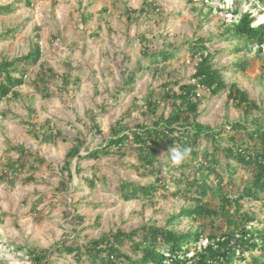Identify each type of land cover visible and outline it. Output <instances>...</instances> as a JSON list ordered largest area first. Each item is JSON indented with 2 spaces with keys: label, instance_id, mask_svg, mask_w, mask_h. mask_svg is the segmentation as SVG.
<instances>
[{
  "label": "rangeland",
  "instance_id": "rangeland-1",
  "mask_svg": "<svg viewBox=\"0 0 264 264\" xmlns=\"http://www.w3.org/2000/svg\"><path fill=\"white\" fill-rule=\"evenodd\" d=\"M0 5L13 6L11 12H0V60L26 55L39 43L40 62L59 74L46 71L44 81L38 80L40 64L33 66L18 88L21 96L0 104V176L9 159L19 156L12 145L31 152L18 175L9 171L0 177V264H34L27 255L30 247H53L50 264H89L86 256L58 251L57 246H85L105 233L128 232L144 224L195 229L199 221L188 217L169 223L171 216L195 204L190 195L164 197L159 189L153 200L125 199L121 186L126 182L148 186L155 181L137 167L134 153L122 156L115 151L99 158L88 153L104 148L112 125L122 118L133 128L138 123L151 126L155 118L169 114L164 85L178 83L173 87L179 90L181 84L195 82L190 46L199 37L211 39L208 45L226 82L237 83L264 109V50L258 52L252 41L218 37L245 12L256 16L255 25L263 23L264 0H0ZM168 50L174 53L172 61H153ZM242 61L245 69L236 65ZM64 73L69 75L67 83H62ZM134 73L135 80L128 82ZM198 91L202 103L197 120L204 125L218 129L244 118L229 102L227 89L217 95ZM148 95L159 106L146 115ZM210 144L204 138L201 149ZM73 147L80 148L81 158L72 160L69 175L61 167ZM170 147L157 150L165 175L174 166ZM30 174L35 179L25 182ZM237 176L246 180L249 173L240 168ZM85 178H93L95 186ZM241 203L242 210L233 206L228 216L239 220L241 212H248L259 221L251 228L264 232V203ZM216 224L226 228V217L217 218ZM123 249L130 251V242ZM246 257L243 261L232 255L230 263L264 264L263 249Z\"/></svg>",
  "mask_w": 264,
  "mask_h": 264
},
{
  "label": "trees",
  "instance_id": "trees-1",
  "mask_svg": "<svg viewBox=\"0 0 264 264\" xmlns=\"http://www.w3.org/2000/svg\"><path fill=\"white\" fill-rule=\"evenodd\" d=\"M26 1L31 3L32 0ZM141 10L145 11V8ZM11 11L13 6L0 5L1 13ZM255 21L256 16L250 12L242 13L239 20L223 29L218 37L252 41L261 53L264 50V22L255 25ZM210 40L205 36L199 37L190 46L193 60L198 57L192 76L195 82L181 84L179 90L173 87L178 83H165L163 98L171 109L168 115L155 118L151 126L138 123L133 128L125 124V118H122L112 125V135L104 148L88 153V157L93 158L115 151L122 156L127 151L134 153L139 162L137 167L143 169L146 175L155 176V181L148 186L126 182L121 186L125 199L144 197L153 200L159 189H163L164 197L190 195L195 199V204L171 216L169 223L188 217L199 221L197 227L181 231L173 226L144 224L128 232L118 229L105 233L89 240L85 246L62 242L57 246L58 251L78 257L86 256L89 264H232V255L245 261L248 253L264 250V232L251 228V224L259 222L256 218L248 212H241L239 220L228 216L233 206L242 210L243 199L264 203V109L237 83L226 82L223 71L214 62V54L208 45ZM41 56V46L35 43L34 50L26 55L0 60V104L8 98L17 99L21 96L18 88L26 83L29 69L33 66L40 64L38 80L44 81L46 71H50L52 76H59L52 68H45L46 65L40 62ZM173 56V51H162L153 57L160 59L153 61L167 63L172 61ZM236 65L245 69L246 61L237 62ZM141 69L142 66L138 71ZM135 77L136 74H132L128 82L132 83ZM61 79L62 83H67L69 75L61 74ZM35 83L37 87L38 81ZM200 88L213 95L227 89L229 102L242 110L244 118L218 129L199 122L197 117L202 103L198 91ZM158 106V100L153 95L146 96L144 114L155 113ZM253 112L257 114L251 117ZM96 130L101 131L97 124ZM204 138L210 141L211 146L201 149ZM168 145L188 148L190 152L179 165L169 166L170 172L165 175L158 164L157 150ZM11 149L17 150L19 156L9 159L7 168L0 176L3 179L9 171L18 175L26 168L27 158L31 155L20 145H12ZM76 156L81 158L79 147L67 152L61 169L70 173L72 160ZM189 168L193 172L188 171ZM240 168L249 173L248 179L238 178ZM172 169L177 173L174 174ZM34 179L30 174L25 182ZM85 181L91 187L95 186L93 178H85ZM170 185L174 188L171 189ZM221 216L226 217V228L216 224V219ZM75 217L83 219L81 215ZM207 240L208 244L204 245ZM126 241L130 242V251L123 249ZM53 249L30 247L27 255L34 264H50L49 257Z\"/></svg>",
  "mask_w": 264,
  "mask_h": 264
},
{
  "label": "clouds",
  "instance_id": "clouds-1",
  "mask_svg": "<svg viewBox=\"0 0 264 264\" xmlns=\"http://www.w3.org/2000/svg\"><path fill=\"white\" fill-rule=\"evenodd\" d=\"M168 151H170L171 153L170 159L172 160V162L176 165H179L189 154L190 149L188 148L181 149L180 147H170Z\"/></svg>",
  "mask_w": 264,
  "mask_h": 264
},
{
  "label": "built area",
  "instance_id": "built-area-1",
  "mask_svg": "<svg viewBox=\"0 0 264 264\" xmlns=\"http://www.w3.org/2000/svg\"><path fill=\"white\" fill-rule=\"evenodd\" d=\"M207 3H214V2H218V1H220V0H218V1H212V0H205ZM224 1V0H223ZM194 60H196V62L198 61V57H195V59ZM196 62H195V64H196Z\"/></svg>",
  "mask_w": 264,
  "mask_h": 264
}]
</instances>
